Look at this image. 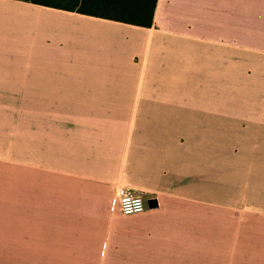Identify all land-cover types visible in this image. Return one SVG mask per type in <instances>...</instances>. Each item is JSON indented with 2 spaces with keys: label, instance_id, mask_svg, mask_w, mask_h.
Wrapping results in <instances>:
<instances>
[{
  "label": "crops",
  "instance_id": "0c3cea01",
  "mask_svg": "<svg viewBox=\"0 0 264 264\" xmlns=\"http://www.w3.org/2000/svg\"><path fill=\"white\" fill-rule=\"evenodd\" d=\"M16 93L64 152L25 163L43 196L5 199L0 264H264V0H158L151 26L0 0Z\"/></svg>",
  "mask_w": 264,
  "mask_h": 264
},
{
  "label": "rangeland",
  "instance_id": "374dc122",
  "mask_svg": "<svg viewBox=\"0 0 264 264\" xmlns=\"http://www.w3.org/2000/svg\"><path fill=\"white\" fill-rule=\"evenodd\" d=\"M35 96L33 93L0 95V249H3L5 199L43 196L35 190L36 166L25 163L45 166L51 165L52 159L56 160L55 164L61 163L56 156L64 152L63 143L52 142L51 127L40 119L51 117L50 111H38Z\"/></svg>",
  "mask_w": 264,
  "mask_h": 264
},
{
  "label": "trees",
  "instance_id": "16d2710c",
  "mask_svg": "<svg viewBox=\"0 0 264 264\" xmlns=\"http://www.w3.org/2000/svg\"><path fill=\"white\" fill-rule=\"evenodd\" d=\"M38 4L151 26L158 0H30Z\"/></svg>",
  "mask_w": 264,
  "mask_h": 264
},
{
  "label": "built area",
  "instance_id": "2783aa9c",
  "mask_svg": "<svg viewBox=\"0 0 264 264\" xmlns=\"http://www.w3.org/2000/svg\"><path fill=\"white\" fill-rule=\"evenodd\" d=\"M117 194L120 202V210L125 214L143 212L148 207L143 195L134 193L125 186L119 187Z\"/></svg>",
  "mask_w": 264,
  "mask_h": 264
}]
</instances>
